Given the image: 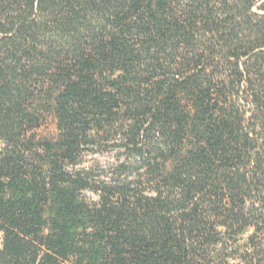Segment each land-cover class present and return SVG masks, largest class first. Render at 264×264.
I'll return each mask as SVG.
<instances>
[{
	"label": "trees",
	"instance_id": "1",
	"mask_svg": "<svg viewBox=\"0 0 264 264\" xmlns=\"http://www.w3.org/2000/svg\"><path fill=\"white\" fill-rule=\"evenodd\" d=\"M0 232V264H264V0H0Z\"/></svg>",
	"mask_w": 264,
	"mask_h": 264
},
{
	"label": "rangeland",
	"instance_id": "2",
	"mask_svg": "<svg viewBox=\"0 0 264 264\" xmlns=\"http://www.w3.org/2000/svg\"><path fill=\"white\" fill-rule=\"evenodd\" d=\"M103 160H106V158H103ZM2 242V233L0 232V245ZM64 264H73L72 262H65Z\"/></svg>",
	"mask_w": 264,
	"mask_h": 264
}]
</instances>
